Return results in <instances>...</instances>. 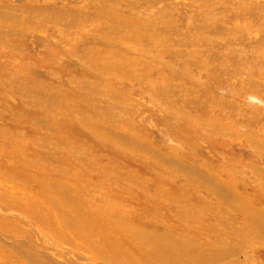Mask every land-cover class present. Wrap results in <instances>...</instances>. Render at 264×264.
Wrapping results in <instances>:
<instances>
[{"label": "rangeland", "instance_id": "rangeland-1", "mask_svg": "<svg viewBox=\"0 0 264 264\" xmlns=\"http://www.w3.org/2000/svg\"><path fill=\"white\" fill-rule=\"evenodd\" d=\"M260 222L264 0H0V264H264Z\"/></svg>", "mask_w": 264, "mask_h": 264}, {"label": "bare ground", "instance_id": "bare-ground-1", "mask_svg": "<svg viewBox=\"0 0 264 264\" xmlns=\"http://www.w3.org/2000/svg\"><path fill=\"white\" fill-rule=\"evenodd\" d=\"M260 224L263 225L262 228H264V224L261 222ZM140 235H147L145 242L150 243L152 246L151 252L145 256V264H192L193 263L192 260L195 256H197V254H199L202 259L207 257L206 255H202L198 251L197 253L194 252L188 244L175 243L171 240L165 239L166 238L165 236L154 237V236H149L148 234L143 232H140ZM152 238H162V240L157 241V240H153Z\"/></svg>", "mask_w": 264, "mask_h": 264}]
</instances>
